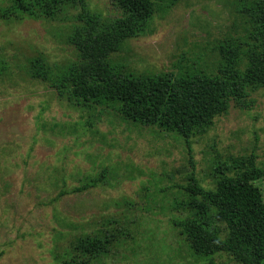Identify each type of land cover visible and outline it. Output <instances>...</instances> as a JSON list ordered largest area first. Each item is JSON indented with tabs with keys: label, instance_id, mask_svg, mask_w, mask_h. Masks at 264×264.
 Returning <instances> with one entry per match:
<instances>
[{
	"label": "rangeland",
	"instance_id": "obj_1",
	"mask_svg": "<svg viewBox=\"0 0 264 264\" xmlns=\"http://www.w3.org/2000/svg\"><path fill=\"white\" fill-rule=\"evenodd\" d=\"M154 1L144 32L125 41L112 62L124 61L135 75L226 78L245 68V56L231 67L219 46L241 39L246 47V11L260 0ZM84 2L35 20L16 19L15 0H0V61L11 68L0 80V264H60L57 256L75 249L81 235L107 232L115 241L92 264H240L224 254L197 256L172 219L184 211L192 177L213 189L248 157L263 166L264 86L248 87L187 137L128 120L114 105H74L51 81L30 76L27 59L47 56L76 68L82 59L69 40L77 15H123L113 0ZM97 176L99 185L72 191ZM253 184L264 201V176Z\"/></svg>",
	"mask_w": 264,
	"mask_h": 264
},
{
	"label": "trees",
	"instance_id": "obj_2",
	"mask_svg": "<svg viewBox=\"0 0 264 264\" xmlns=\"http://www.w3.org/2000/svg\"><path fill=\"white\" fill-rule=\"evenodd\" d=\"M113 1L123 10L120 17L112 19L98 12L82 17L79 14V20L75 17L77 27L69 41L82 59L76 68L73 64H53L47 56L31 57L27 59V73L51 81L63 90L60 97L74 105L91 110L97 105H114L128 120L159 125L186 137L207 127L214 115L227 109L232 98L242 99L248 87L264 86V0L246 11L250 18L246 47L241 39L219 46L231 67L237 68L243 56L247 60L242 71L238 69L226 78L192 73L135 75L126 69L124 61L112 62L111 55L120 51L125 41L144 32L157 11L154 0ZM83 2L15 0L12 10L19 13L16 19H56L71 7L85 8ZM235 42L244 49L242 56ZM10 69L7 62L0 61V80L10 74ZM99 176L86 179L72 191L99 185L103 182ZM262 176L264 164L257 165L251 156L234 176L217 178L213 189L192 177L185 187L187 198L181 204L184 211L172 219V224L180 229L194 254L207 259L224 254L235 263L264 264V201L253 184ZM114 241L109 232L83 234L75 249L56 259L60 264H92L108 253Z\"/></svg>",
	"mask_w": 264,
	"mask_h": 264
}]
</instances>
